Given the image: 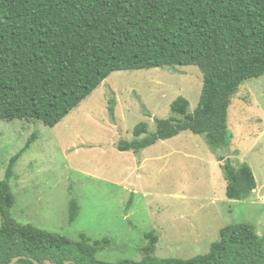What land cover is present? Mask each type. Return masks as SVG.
<instances>
[{"label":"trees","instance_id":"16d2710c","mask_svg":"<svg viewBox=\"0 0 264 264\" xmlns=\"http://www.w3.org/2000/svg\"><path fill=\"white\" fill-rule=\"evenodd\" d=\"M195 66L203 75L200 102L178 97L172 116L155 118L121 140L120 152L138 154L183 132L204 137L226 181L229 200L245 201L257 188L248 163L233 162L229 109L241 85L264 76V0H0V121H40L54 128L114 72ZM115 102H110L114 114ZM148 116V115H147ZM38 138L10 160L0 181V264H264V237L254 225L220 230L209 252L193 258L156 256L160 236L144 235L142 259L106 263L96 255L108 238L79 241L12 216L14 168ZM132 197L128 203L132 205ZM69 223L80 205L70 202Z\"/></svg>","mask_w":264,"mask_h":264},{"label":"rangeland","instance_id":"374dc122","mask_svg":"<svg viewBox=\"0 0 264 264\" xmlns=\"http://www.w3.org/2000/svg\"><path fill=\"white\" fill-rule=\"evenodd\" d=\"M202 87L195 66L114 72L54 128L0 121V181L12 157L38 135L14 168L13 218L73 241L82 234L92 241L108 238L111 247L96 255L106 263L141 260L144 235L151 231L160 236L159 258L206 254L220 230L234 223L254 225L264 237V76L246 80L229 109L230 150L239 152L231 159L248 163L257 181L245 201L227 198L217 161L227 154L214 153L202 136L183 132L138 154L117 149L121 140L134 139L140 123L154 133L155 118L172 116L178 97L194 113ZM73 200L80 211L69 223Z\"/></svg>","mask_w":264,"mask_h":264},{"label":"water","instance_id":"95a60500","mask_svg":"<svg viewBox=\"0 0 264 264\" xmlns=\"http://www.w3.org/2000/svg\"><path fill=\"white\" fill-rule=\"evenodd\" d=\"M21 259V257H16L12 260V262L10 264H16L19 260ZM71 262H68L67 264H70ZM38 264V263H37ZM46 264H51L50 262H47Z\"/></svg>","mask_w":264,"mask_h":264}]
</instances>
